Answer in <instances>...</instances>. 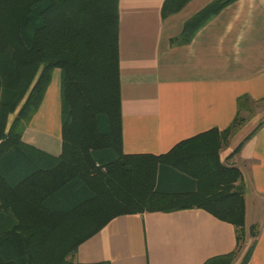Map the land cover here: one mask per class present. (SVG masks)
<instances>
[{
	"label": "trees",
	"instance_id": "obj_1",
	"mask_svg": "<svg viewBox=\"0 0 264 264\" xmlns=\"http://www.w3.org/2000/svg\"><path fill=\"white\" fill-rule=\"evenodd\" d=\"M173 1L165 13L188 0ZM232 1L213 0L171 42L190 41ZM119 32V0H0V264H82L75 260L79 245L112 218L192 207L233 223L238 249L247 235L254 238L240 263L247 264L258 227L247 232L241 170L220 158L244 117L238 112L226 129L186 138L165 153L125 152ZM55 68L58 155L23 140ZM165 175L184 185L165 186ZM236 255L204 264H232Z\"/></svg>",
	"mask_w": 264,
	"mask_h": 264
},
{
	"label": "crops",
	"instance_id": "obj_2",
	"mask_svg": "<svg viewBox=\"0 0 264 264\" xmlns=\"http://www.w3.org/2000/svg\"><path fill=\"white\" fill-rule=\"evenodd\" d=\"M212 1L188 0L165 13L168 0H119L123 149L165 153L186 138L226 129L238 112L261 104L229 135L220 158L241 170L247 232L252 224L258 227L247 264H264V0H234L190 41L172 43L185 22ZM23 140L53 155L61 152L59 68ZM237 235L233 223L198 207L121 214L83 241L75 260L204 264L237 250L232 264H240Z\"/></svg>",
	"mask_w": 264,
	"mask_h": 264
},
{
	"label": "rangeland",
	"instance_id": "obj_3",
	"mask_svg": "<svg viewBox=\"0 0 264 264\" xmlns=\"http://www.w3.org/2000/svg\"><path fill=\"white\" fill-rule=\"evenodd\" d=\"M260 106H262L261 104H254V105H252V107H251V109H249V110H243L241 113H240V115L242 116V117H247V116H250L251 115V113L252 112H254V111H256V110H258L259 108H260ZM228 141V140H227ZM226 141V142H227ZM225 142V143H226ZM224 143V144H225ZM166 176V175H165ZM164 176V178H163V182H164V185L165 186H169V187H174V186H176V185H184V183L183 182H180L179 180H176V179H174L173 178V176H171V175H169V176H166L165 177ZM248 237V236H247ZM246 237V240L248 239ZM250 238H249V241L247 242V244L245 243L244 245H243V248H241V254H240V256L242 255H244L243 253H245V251L247 250V248L249 247V245L252 243V241L254 240V238L253 237H251V236H249Z\"/></svg>",
	"mask_w": 264,
	"mask_h": 264
}]
</instances>
